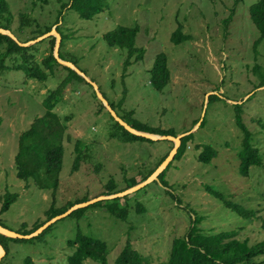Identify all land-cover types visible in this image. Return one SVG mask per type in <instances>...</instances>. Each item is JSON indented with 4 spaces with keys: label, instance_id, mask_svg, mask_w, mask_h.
<instances>
[{
    "label": "rangeland",
    "instance_id": "374dc122",
    "mask_svg": "<svg viewBox=\"0 0 264 264\" xmlns=\"http://www.w3.org/2000/svg\"><path fill=\"white\" fill-rule=\"evenodd\" d=\"M258 1L103 0L85 19L66 7L71 0H8L12 27L23 40L59 26L67 35L60 50L85 81H71L57 96L54 112L64 146L60 171L49 172L47 163L34 160L24 164L30 175L22 178L17 162L21 135L47 113L44 100L69 72L55 65V72L41 81L25 69H0V210L8 194L16 195L0 213L5 228L26 235L77 204L132 188L149 180L173 150L174 140H132L115 127L97 89L119 117L187 136V148L171 160L163 182L152 179L119 199L80 207L33 238L1 237L8 254L0 264H67L76 251L69 241L79 235L106 241L108 264H116L128 241L150 264H162L174 239L201 217L206 234L236 229L238 238L251 244L264 240L259 218H243L207 190L210 185L264 219V167L254 165L247 176L242 173L245 133L237 123L240 114L264 160V39L251 16ZM22 15L28 19L24 26ZM179 25L191 38L175 43ZM118 26L140 29L136 46L144 55L129 65L128 50L111 47L104 38ZM37 46L31 53L43 65L51 43ZM162 52L171 79L159 90L151 82V69ZM206 145L218 151L208 163L201 160ZM85 264L103 263L88 259Z\"/></svg>",
    "mask_w": 264,
    "mask_h": 264
},
{
    "label": "trees",
    "instance_id": "16d2710c",
    "mask_svg": "<svg viewBox=\"0 0 264 264\" xmlns=\"http://www.w3.org/2000/svg\"><path fill=\"white\" fill-rule=\"evenodd\" d=\"M102 6L103 0H71L70 5L66 7L74 9L85 19H91ZM62 14L63 12L60 13L56 25L59 24ZM251 16L261 32V41L264 39V0H259L251 7ZM21 18L23 19L21 25L24 26L28 22V19L25 15H22ZM12 19L13 14L10 10L8 0H0V27L5 30H10L17 37V39H14L9 34L0 32V69H25L29 77L39 78L41 81H46L48 79L49 72H55V65L62 66L69 72L68 77L64 79L61 85L44 100L47 113L43 117L38 118L33 127L21 135L20 152L17 155V162L20 164L19 168L21 169L19 175L22 178H28L30 173L27 172L28 168H25L24 164L34 160H37L40 163H47L49 172L54 170L59 172L63 163L64 146L62 143L63 127L60 126L59 117L54 112L55 106L60 100V97L57 96L61 94V87L66 86L71 81H85V78L73 68L63 65L57 60L54 55V46L56 44L55 36H49L40 42L28 46L20 44L21 42L23 43L35 40L38 37L50 32L53 29L52 26H47L45 29L39 30V34L35 35L31 39L23 40L19 36L18 32L13 29ZM230 19L231 17L228 18V20ZM139 30V26H118L116 29L106 33L104 36L109 46L123 49L125 48L128 50L129 53L125 63L126 65L131 64V59L133 57L136 56L135 61H138L144 55V51L136 46V37ZM57 31L62 37V49L67 39V35L63 34L59 26L57 27ZM172 37L175 43H180L191 38L189 34H185L183 32L182 25H179ZM45 40H48L51 43L52 48L48 56L42 60L43 65H41L35 61V55L31 53V50L36 49L38 47L37 45ZM260 41L258 40L256 44ZM60 57L65 60H69L62 54L61 50ZM70 61L72 62V60ZM151 73V82H153L154 86L159 90L164 89L171 79V73L168 66V56L165 52L157 55L154 66L151 69ZM95 97L98 99L96 94ZM110 105L115 108L112 104ZM101 106L102 108H106L103 103ZM111 118L114 121V126L120 127L123 131L128 132L132 140L140 139L153 141V139L128 131L124 126L116 121L113 116ZM121 118L129 123L134 129L139 131L157 135L177 136L174 132H162V130L151 128L137 120L131 124L124 117ZM237 123L239 124L241 130L245 133L242 150L240 152V159L242 173L247 176L250 173L252 166L258 165L264 167V160L259 148L253 143L251 130L245 124L240 114L237 115ZM113 135L115 136V134ZM186 139L187 136L181 138V146L179 147L175 158L181 151L187 148ZM27 143H29V145H27ZM217 155L218 151L215 148L211 145H206L201 152V160L208 163L211 162L213 158L217 157ZM23 157H25V161H23ZM26 158L29 159L27 160ZM165 170L159 175V180L161 182L164 181ZM143 181L144 180L136 182L133 186H136ZM207 190L215 197L221 199L226 207L237 212L243 218H259L264 226V219H262V216L257 214L258 210L248 209L240 203H236L231 199H226L222 192L212 188L210 185L207 186ZM114 193L115 192H111L110 194ZM7 196V200L0 210V213L5 212L9 208L11 201L16 199V195ZM115 198L119 199V197ZM74 212L75 211L72 213ZM120 215L124 216L125 213L122 212ZM203 219L204 217L192 220V225L188 229L187 233L184 236L174 239L169 258L163 261L162 264H264V259L258 260L259 257L264 256V240L251 244L247 239H239V233L236 229L206 234L200 227V223ZM45 223L36 227L33 232ZM0 225L2 224L0 223ZM1 237L9 238L0 233V243ZM10 239L20 240V238L12 237H10ZM69 244L76 247V251L69 257L67 264H85V261L88 259H94V261L108 264L109 245L106 241L85 235H79L75 240L69 241ZM7 254L8 252L6 250V255ZM26 264H28V260L26 261ZM116 264H150V261L149 258L144 256L139 250L135 249L131 242L128 241L120 255L117 257Z\"/></svg>",
    "mask_w": 264,
    "mask_h": 264
},
{
    "label": "water",
    "instance_id": "95a60500",
    "mask_svg": "<svg viewBox=\"0 0 264 264\" xmlns=\"http://www.w3.org/2000/svg\"><path fill=\"white\" fill-rule=\"evenodd\" d=\"M0 32L9 34L14 39H17V37L10 30H5V29H3V28L0 27ZM52 35L53 36L54 35L57 36V43L55 45V51H54V55L57 58V60L61 64L73 68L75 71H77L80 75H82L84 77L85 75L83 74V72L80 69H78L74 65L73 62L68 61V60H65V59H62L60 57V46H61L62 37H61L60 33L56 29H52L50 32H48V33H46V34L38 37L35 40H31L29 42H23V43L21 42L20 44L21 45H24V46H28V45H31V44H35V43H37V42H39V41H41V40H43V39H45V38H47L49 36H52ZM97 91H98L97 94H98L99 98L103 101L105 107L111 112V114L114 117V119L116 121H118L122 126H124L130 132L135 133L137 135H141V136L150 138V139H153V140H160V139H171V140H174L175 141V146H174L173 150L171 151V153L161 163V165L159 166V168L152 174V176L149 178V180L143 181V182L137 184L136 186H134L132 188H129V189L125 190V191H122L120 193H116V194L108 195V196H102V197H99V198H97L95 200H91V201H88V202L83 203V204H80V205L77 204L76 206H74L70 210H68L67 212L62 213V214L58 215V217H56V218H54V219L46 222L43 226L39 227L36 231H34V233L23 235V234H19V233L10 231L9 229H7L4 226L0 225V233L1 234L5 235L7 237H12V238H22V239L23 238H27V239L28 238H33V237L39 235L40 233H42L46 228H48L52 223H54L58 219L70 215L74 210H76V209H78L80 207H84L86 205L92 204L95 201H98V200H101V199H110V198L125 196L128 193L134 192V191L140 189L141 187L145 186L152 179L158 180L160 173L163 172L167 168V166L169 165V163L171 162V160L175 157V155L177 154V152L179 150V147L181 146V138L183 136H179V135L178 136H172V135H157V134H152V133H149V132H144V131H139V130L134 129L129 123H127L124 119H122L121 117L118 116V114L116 113V111L114 110V108L104 98V96L102 95V93L98 89H97ZM5 255H6V249L0 243V262H1V260L3 259V257Z\"/></svg>",
    "mask_w": 264,
    "mask_h": 264
}]
</instances>
